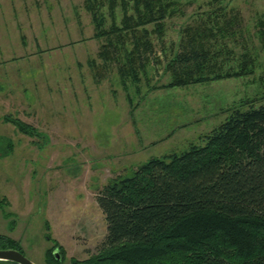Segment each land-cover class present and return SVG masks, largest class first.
<instances>
[{
    "label": "rangeland",
    "instance_id": "obj_1",
    "mask_svg": "<svg viewBox=\"0 0 264 264\" xmlns=\"http://www.w3.org/2000/svg\"><path fill=\"white\" fill-rule=\"evenodd\" d=\"M181 2L183 10L166 18L163 34L150 33L160 57L176 49L184 22L219 4L241 15L248 47L256 49L254 70L169 85L162 58L147 64V74L140 70L141 81L128 78L125 86L118 63L99 54L105 37L96 35L86 0H0V136L13 143L0 155V197L6 199L0 233L17 239L36 264H46L49 248L63 253L59 264L97 252L106 221L95 196L106 182L130 175L149 157L203 143L231 106L264 102V48L254 27L264 0ZM101 11L107 28L109 7ZM123 13L114 8L117 24ZM125 46L131 48L129 40ZM234 49L224 70L239 68L244 48ZM5 116L44 134L23 132Z\"/></svg>",
    "mask_w": 264,
    "mask_h": 264
},
{
    "label": "trees",
    "instance_id": "obj_2",
    "mask_svg": "<svg viewBox=\"0 0 264 264\" xmlns=\"http://www.w3.org/2000/svg\"><path fill=\"white\" fill-rule=\"evenodd\" d=\"M181 3L86 0L96 35L105 37L99 54L118 63L125 86L128 78L141 81L140 70L147 74V64L162 58L164 70L171 74L169 85L254 70L256 49L248 47L241 15L219 4L184 22L176 49L160 57L150 33L161 36L166 18L183 10ZM104 5L112 17L107 28L102 23ZM116 6L124 10L121 24L115 22ZM254 27L264 48V14ZM234 45L244 48L238 54L239 68L224 70L222 64L235 53ZM243 104L231 106L224 119L204 134L203 143L149 157L130 175L106 182L95 196L106 221L104 239L97 252L80 262L73 258L72 264H264V102ZM5 119L28 134H44L15 116ZM12 147L9 138L0 136V155ZM4 200L1 196L0 205ZM6 247L24 253L17 239L0 233V248ZM61 254L57 258L52 248L47 249L46 264H59Z\"/></svg>",
    "mask_w": 264,
    "mask_h": 264
},
{
    "label": "water",
    "instance_id": "obj_3",
    "mask_svg": "<svg viewBox=\"0 0 264 264\" xmlns=\"http://www.w3.org/2000/svg\"><path fill=\"white\" fill-rule=\"evenodd\" d=\"M53 253L57 258H61V252H58V254L57 251L54 249ZM0 259L12 260L19 264H36L22 251L13 247L0 248Z\"/></svg>",
    "mask_w": 264,
    "mask_h": 264
}]
</instances>
